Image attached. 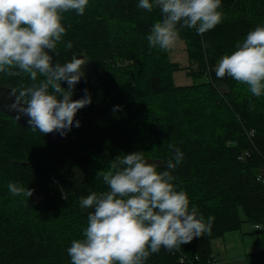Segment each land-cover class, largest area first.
Listing matches in <instances>:
<instances>
[{
	"label": "trees",
	"instance_id": "16d2710c",
	"mask_svg": "<svg viewBox=\"0 0 264 264\" xmlns=\"http://www.w3.org/2000/svg\"><path fill=\"white\" fill-rule=\"evenodd\" d=\"M219 10L222 22L203 34L177 25L189 59L183 68L194 78L183 85L173 81L181 67L168 60V49L148 45L151 26L162 20L158 7L90 0L83 15L62 13L66 34L50 54L54 64L74 54L85 58L91 71L82 66L85 75L72 98L87 88L92 103L75 114L80 126L71 128L63 146L0 108V264H70L66 249L83 239L88 223L79 198L107 190L96 172L134 151H144L163 171L169 143L185 153L173 171L176 189L215 220L210 232L176 250L161 248L146 264H211L213 239L245 222L264 225V182L257 180H264V96L214 71L221 55L264 25V0H222ZM14 71L0 73V85L17 93L43 79ZM9 183L25 192L12 195ZM256 253L263 252L250 255Z\"/></svg>",
	"mask_w": 264,
	"mask_h": 264
},
{
	"label": "clouds",
	"instance_id": "9594fccd",
	"mask_svg": "<svg viewBox=\"0 0 264 264\" xmlns=\"http://www.w3.org/2000/svg\"><path fill=\"white\" fill-rule=\"evenodd\" d=\"M90 0H0V73L15 76L18 69L32 81L38 73V84L13 90L11 107L17 119L27 117L33 131L67 135L78 110L92 103L87 88L79 99H73L77 83L85 75L83 57L53 63L52 52L66 34L62 13L75 10L83 15ZM222 0H136V7L160 9L162 20L151 26L147 36L150 48L167 50L179 38L177 25L203 34L223 19ZM68 41L65 48L71 49ZM218 78L232 77L247 85L257 98L264 96V25L249 31L230 54H223L214 65ZM61 81L67 87L61 86ZM51 89V91H50ZM119 107V106H115ZM170 157L165 170L145 158L144 151L119 154L111 159L107 170H98L107 190L92 191L79 198L87 210L83 239H74L66 249L70 264H146L152 253L161 248H181L194 237L210 232L215 217L206 218L191 205L186 191L177 190L173 171L185 153L169 143ZM257 180L264 182L258 176ZM9 192L19 196L22 186L9 183ZM28 196L31 191L28 190ZM66 199V194H65ZM94 209V210H90Z\"/></svg>",
	"mask_w": 264,
	"mask_h": 264
},
{
	"label": "rangeland",
	"instance_id": "374dc122",
	"mask_svg": "<svg viewBox=\"0 0 264 264\" xmlns=\"http://www.w3.org/2000/svg\"><path fill=\"white\" fill-rule=\"evenodd\" d=\"M83 59L85 60L84 57ZM168 60L176 62L181 67L173 72L175 84H190L194 81V78L183 68L188 65L189 59L182 39L178 38L168 49ZM83 66L91 71L87 61ZM210 245L211 257L215 259L211 264H223L226 258L237 259L228 264H264V228L256 230L251 223L245 222L240 229L226 232L223 236L213 239ZM223 246L226 254H222ZM261 251L262 254L250 255Z\"/></svg>",
	"mask_w": 264,
	"mask_h": 264
},
{
	"label": "water",
	"instance_id": "95a60500",
	"mask_svg": "<svg viewBox=\"0 0 264 264\" xmlns=\"http://www.w3.org/2000/svg\"><path fill=\"white\" fill-rule=\"evenodd\" d=\"M13 90L15 89L12 87L6 85H0V108L6 113L13 116L21 125H28L27 117L21 116L19 119H17V112L15 111V109L11 107L13 100L15 99L13 95ZM48 135L54 142L60 143L62 146L67 137V135L61 136L59 133H56L55 131L49 132Z\"/></svg>",
	"mask_w": 264,
	"mask_h": 264
},
{
	"label": "crops",
	"instance_id": "0c3cea01",
	"mask_svg": "<svg viewBox=\"0 0 264 264\" xmlns=\"http://www.w3.org/2000/svg\"><path fill=\"white\" fill-rule=\"evenodd\" d=\"M259 225H260V223H259ZM262 225V224H261ZM263 227L262 228H260V229H256V230H262L263 228H264V225H262ZM255 229V228H254ZM222 254H226L225 253V250H224V246H223V250H222ZM212 258H214V257H212ZM227 260L226 261H224V263L223 264H228L229 262H231V261H233V260H237L236 258H226Z\"/></svg>",
	"mask_w": 264,
	"mask_h": 264
},
{
	"label": "built area",
	"instance_id": "2783aa9c",
	"mask_svg": "<svg viewBox=\"0 0 264 264\" xmlns=\"http://www.w3.org/2000/svg\"><path fill=\"white\" fill-rule=\"evenodd\" d=\"M253 227H254L255 229H260V228H262L263 226H262L261 224H260V225H259V224H256V225H254Z\"/></svg>",
	"mask_w": 264,
	"mask_h": 264
}]
</instances>
